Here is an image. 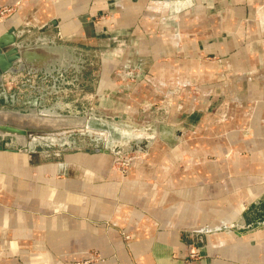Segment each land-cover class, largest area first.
Returning <instances> with one entry per match:
<instances>
[{
	"label": "crops",
	"instance_id": "1",
	"mask_svg": "<svg viewBox=\"0 0 264 264\" xmlns=\"http://www.w3.org/2000/svg\"><path fill=\"white\" fill-rule=\"evenodd\" d=\"M14 4L0 34L57 18L46 35L93 50L108 122L147 127L145 99L166 114L126 170L110 151L1 149L0 264H264V0Z\"/></svg>",
	"mask_w": 264,
	"mask_h": 264
},
{
	"label": "water",
	"instance_id": "2",
	"mask_svg": "<svg viewBox=\"0 0 264 264\" xmlns=\"http://www.w3.org/2000/svg\"><path fill=\"white\" fill-rule=\"evenodd\" d=\"M49 28H53L59 38L62 36L57 18L39 26L38 34L34 38H26L16 33L14 28L0 34V88L6 73L43 72L57 78V75L68 72L72 67L78 68V57L73 55L71 48L57 43L56 37L46 35ZM117 120L119 118L116 122ZM116 127L131 130L118 135V129L114 130ZM135 128L136 126H118L108 121L106 126H98L91 121L90 115H65L54 108L33 107L25 111L0 107V150L29 153L32 157L31 163L35 164L39 163L41 156L36 147L49 142L68 143L70 136L79 133L90 136L94 134L98 139L102 137L108 146L121 141L116 144L119 151L123 149L121 144H124L132 152H148L157 134L146 130L134 131ZM8 141L19 147H8ZM99 150L105 151L107 148Z\"/></svg>",
	"mask_w": 264,
	"mask_h": 264
},
{
	"label": "rangeland",
	"instance_id": "3",
	"mask_svg": "<svg viewBox=\"0 0 264 264\" xmlns=\"http://www.w3.org/2000/svg\"><path fill=\"white\" fill-rule=\"evenodd\" d=\"M4 6H13L15 11L17 10V4L14 5H4ZM2 6V7H4ZM1 8V7H0ZM15 13V12H14ZM13 13V14H14ZM12 16V15H11ZM10 17V16H9ZM7 19V18H6ZM5 19V20H6ZM38 34L37 31L27 38H34ZM49 36V34H47ZM50 37L54 38V36L50 35ZM57 43L64 44L61 40L56 39ZM68 45V44H66ZM73 55L78 57V68L72 67L68 72L64 74L57 75V78H53L51 75L45 74L43 72H28L21 71L18 73H6L3 77V85L0 90V107L6 108H19L22 110H29L30 108H54L56 111L65 114V115H73V116H91V121L94 125L98 126H106L107 120L112 118L114 114L107 113L106 108L102 106L107 105L106 98L104 100L99 101L100 109L98 111H94L91 108V98L88 97L87 94H90L95 89V80L97 79L96 74L99 72L98 58H96L95 53L91 48H83L81 50L74 49L70 45ZM19 76L18 80H14V76ZM101 108L103 110H101ZM140 115L146 116V112L152 110L155 112V118H148V125L145 127V120L140 121L136 119L134 116L129 115L126 118L131 120L139 121V128H135L134 131H147L150 133H156L153 126H155L156 122H152L159 117H162L163 114H166V107L158 101H150L149 99H145L141 102L140 105ZM105 110V111H104ZM148 110V111H147ZM118 129V135L121 132L130 131V129H121L116 127L114 130ZM125 130V131H124ZM116 139H119L117 135L114 136ZM0 140V144H1ZM98 143L102 147L109 148V146L116 145L121 143L117 142L114 144H110L109 146L105 143V140L101 138H96L93 134L83 135L79 133H75L70 136L68 143L56 142L54 144L47 143L36 147L38 151H44V149L48 150L49 155L43 154L44 159H54L56 155L55 152H58L63 145H66V149H84L85 147L95 146ZM8 147H19L16 143L12 141H8ZM65 146V147H66ZM123 149L119 151L122 154L131 155L133 158L136 156L137 152H132L128 150L126 145H122ZM24 154L22 152H17ZM29 154V153H28ZM119 153L116 154V157ZM30 159L32 160L31 155L29 154ZM116 160V159H115ZM116 166H119V163H115ZM121 165V164H120ZM128 169V168H127ZM94 255L89 258L78 259L74 264H78V262L82 264H91L93 261L100 259L97 252L93 253ZM196 256V255H195ZM194 256V257H195Z\"/></svg>",
	"mask_w": 264,
	"mask_h": 264
},
{
	"label": "built area",
	"instance_id": "4",
	"mask_svg": "<svg viewBox=\"0 0 264 264\" xmlns=\"http://www.w3.org/2000/svg\"><path fill=\"white\" fill-rule=\"evenodd\" d=\"M15 9L13 6H4L0 8V22L8 18L9 16L13 15ZM20 75L14 76V80H18ZM119 163V167L122 169H127L132 166L133 157L128 154H122L119 152L118 156L116 157L115 163ZM121 164V165H120ZM196 253L191 252V256H195ZM78 264H82L78 262Z\"/></svg>",
	"mask_w": 264,
	"mask_h": 264
},
{
	"label": "flooded vegetation",
	"instance_id": "5",
	"mask_svg": "<svg viewBox=\"0 0 264 264\" xmlns=\"http://www.w3.org/2000/svg\"><path fill=\"white\" fill-rule=\"evenodd\" d=\"M67 144V143H66ZM66 145H63L62 147H61V149H64V148H67V146L65 147ZM101 148H104V147H102V146H100L98 143H96V145L95 146H89V147H85L84 149H89L88 151H96V152H99L100 150L99 149H101ZM60 149V150H61ZM59 150V151H60ZM105 151H110V152H113V153H115V154H117V153H119V149H117V147H116V145H112V146H109V148H107V150H105ZM41 154H49L48 153V150L47 149H44V151L42 150V151H39Z\"/></svg>",
	"mask_w": 264,
	"mask_h": 264
}]
</instances>
